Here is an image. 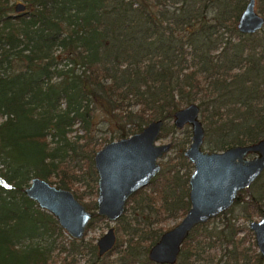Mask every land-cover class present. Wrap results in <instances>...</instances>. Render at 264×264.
I'll list each match as a JSON object with an SVG mask.
<instances>
[{"label":"trees","instance_id":"1","mask_svg":"<svg viewBox=\"0 0 264 264\" xmlns=\"http://www.w3.org/2000/svg\"><path fill=\"white\" fill-rule=\"evenodd\" d=\"M12 1L0 0V264H78L80 256L111 264L112 255V264H156L147 251L168 229L162 222L189 208L188 129L171 143L173 161L165 154L158 175L128 199L103 256L96 243L68 237L23 189L39 177L80 202L81 185L96 198L94 153L151 120H163L158 139L166 137L174 111L189 103L219 137L210 151L258 141L264 29L237 31L247 0H22L18 13ZM262 202L264 171L218 224L190 232L174 264H264L248 228ZM86 208L87 232L104 218L94 199Z\"/></svg>","mask_w":264,"mask_h":264},{"label":"water","instance_id":"2","mask_svg":"<svg viewBox=\"0 0 264 264\" xmlns=\"http://www.w3.org/2000/svg\"><path fill=\"white\" fill-rule=\"evenodd\" d=\"M24 10V3L14 4L15 12ZM263 27L264 17L256 11V0H247L236 22L237 31L252 35ZM172 119L178 129L185 125L190 127V142L183 152L192 165L188 178L189 208L149 247L147 258L156 264H174L190 232L197 225L230 209L238 193L249 188L264 171V136L251 144L205 151L202 148L204 127L196 103L176 109ZM162 126L163 120H151L139 131L109 141L94 153L96 217L116 222L124 214L128 199L158 175L161 168L159 161L171 149L170 142L157 143ZM23 193L40 209L50 213L68 237L74 240L85 237L93 212L71 190L33 177ZM248 228L254 235L258 252L264 258V214L258 220L250 221ZM115 243V228L110 226L96 240L97 254L103 256Z\"/></svg>","mask_w":264,"mask_h":264},{"label":"rangeland","instance_id":"3","mask_svg":"<svg viewBox=\"0 0 264 264\" xmlns=\"http://www.w3.org/2000/svg\"><path fill=\"white\" fill-rule=\"evenodd\" d=\"M17 2H22V0H13L12 3L13 5ZM256 11L262 15V13L260 12L259 8H258V2L256 3ZM263 16V15H262ZM264 17V16H263ZM264 29V27H263ZM262 29V30H263ZM261 31V30H260ZM1 121V119H0ZM173 126V119L169 120L168 123H166V131H168V135L164 138H161V139H158L157 143L158 144H161V143H166V142H170L172 143L173 140H176V139H181L184 135L183 131L188 129L190 131V127L188 125H185L182 129H178L174 126V128L172 127ZM204 127V139H203V145H202V148L203 150L205 151H210L208 148H207V145L208 144H213L214 141H216L219 137L217 134H215L213 132V130L209 133H206V128L205 126L203 125ZM75 131L72 132L71 135H74ZM113 140H116V139H113ZM188 146V144L186 145V147ZM177 155V149H175L174 147H172L168 152L167 154L165 155L166 156V159H168L170 161V159L173 161V159L176 157ZM175 163V162H174ZM182 169V168H181ZM180 171H183V169ZM79 190L84 192L85 193V199L84 201H82V203L84 205L87 206V204H89V199H94L95 200V197L92 196V195H88L89 194V190L87 189L86 185H81L79 186ZM262 210L264 212V202H262ZM262 216V215H261ZM261 216H258L257 213H254L253 214V220H258ZM214 220H211L210 221V224L208 225L210 228L213 227V224H218L220 219L219 218H213ZM180 220L179 219H165L164 222H162L161 226L163 228H170L172 227L175 223H177L178 221ZM242 222V221H241ZM244 223V221H243ZM237 224V222H236ZM245 224V223H244ZM247 224V223H246ZM245 224V225H246ZM110 226H113L115 228V235L116 237H118V233L116 231V227H117V221L114 222V223H111L109 221H107L106 219H103L102 221H99V222H94L93 225L91 226V228L86 232V235L84 237V242H87V241H91V242H94L96 243V240L107 230L108 227ZM90 256H80L78 258V264H90L91 261L89 260ZM75 260V259H74ZM113 260H115V256L112 255L110 256V258L108 259V261H110V263L112 264ZM74 264H75V261H74Z\"/></svg>","mask_w":264,"mask_h":264},{"label":"flooded vegetation","instance_id":"4","mask_svg":"<svg viewBox=\"0 0 264 264\" xmlns=\"http://www.w3.org/2000/svg\"><path fill=\"white\" fill-rule=\"evenodd\" d=\"M148 186V185H147Z\"/></svg>","mask_w":264,"mask_h":264}]
</instances>
